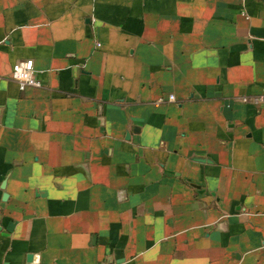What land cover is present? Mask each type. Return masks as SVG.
I'll return each instance as SVG.
<instances>
[{
  "label": "crops",
  "instance_id": "0c3cea01",
  "mask_svg": "<svg viewBox=\"0 0 264 264\" xmlns=\"http://www.w3.org/2000/svg\"><path fill=\"white\" fill-rule=\"evenodd\" d=\"M260 94L264 0H0V264H264Z\"/></svg>",
  "mask_w": 264,
  "mask_h": 264
},
{
  "label": "built area",
  "instance_id": "2783aa9c",
  "mask_svg": "<svg viewBox=\"0 0 264 264\" xmlns=\"http://www.w3.org/2000/svg\"><path fill=\"white\" fill-rule=\"evenodd\" d=\"M11 78L17 83L20 90L27 87H40L41 81L34 74V64L32 59H23L15 62L11 69ZM162 99H159L161 101ZM169 101H173L174 97L170 95ZM255 102L263 101L264 94L253 97Z\"/></svg>",
  "mask_w": 264,
  "mask_h": 264
}]
</instances>
